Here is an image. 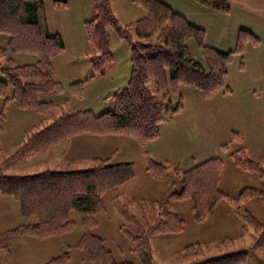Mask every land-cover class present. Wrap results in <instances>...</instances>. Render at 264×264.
Segmentation results:
<instances>
[{
	"label": "rangeland",
	"instance_id": "1",
	"mask_svg": "<svg viewBox=\"0 0 264 264\" xmlns=\"http://www.w3.org/2000/svg\"><path fill=\"white\" fill-rule=\"evenodd\" d=\"M56 1L58 0H45L44 3L48 28L51 29V33H59L65 44L63 52L51 60L54 77L70 87V70L79 68L85 71L87 77L83 78H87L90 82L87 85L84 84L82 97L74 96L67 86L61 95L39 96V101L54 96L51 99L56 104L61 101L58 105L63 108H73L81 112L92 111L96 115H101L113 109L114 94L124 88L130 80L131 48L117 35L114 28L109 27V50L112 61L104 66L101 72L97 71L90 64L91 58L97 54L89 41L87 31V23L94 16L93 0H67L65 5H57ZM161 1L171 6L176 12L184 8L191 10L183 0ZM241 1L242 4H239L237 0H219L218 5L226 2L228 8H231L230 14L217 12L203 16L200 22L207 31L205 45L222 52L235 51L239 26L250 28L257 38V43L249 41L245 43L241 54H234L233 61L228 67L229 76L227 74L224 87L212 96L206 97L200 90L201 96H197L195 90L190 93L186 91L187 88L192 90L196 88L179 85L177 92L172 93L170 98L172 106L181 105V111L161 124L159 136L152 143L139 142L123 134H79L50 146L44 152L33 153L6 163L7 159L19 151L29 136L24 135L21 124L33 130L37 126L38 128L49 126L54 120L51 114L22 109L17 103L9 105L8 102L3 121L6 132L2 133L0 145L2 174L28 176L45 171H85L95 167L96 160H107L110 164L133 163L135 177L127 185L113 189L105 196L104 202L109 214L99 216V227L93 231L94 234L105 238L116 263L143 264L134 251L135 245L117 229L118 224L121 225L120 219L117 220L118 223L113 220L115 203L118 200H124V197L132 201L136 200L132 202L131 207L135 210L133 214L137 217L147 212V216L153 222L160 213L170 212L184 221L182 231L151 239L153 264H190L201 259V256L195 260L186 257V248L189 246H201V249H197V253L205 252V257L251 250L257 233L252 230L246 232L245 224L235 212L227 208H219L216 211L218 204L200 222H195L191 204L188 201H176L169 198L181 186L180 178L171 176L174 168L183 172L188 171L184 168L191 166L192 163L191 169L215 158L225 159V154L231 158L232 163L229 161L227 163L231 165L233 171L237 170L245 174L244 176H250V180L247 181L254 186L251 189L258 188L259 191L264 192V0ZM111 8L121 26L125 27L147 16L146 11L132 0H111ZM189 14L192 16V11ZM204 18L205 21H202ZM130 32L134 35V29H130ZM156 36L157 32L149 40H139L135 35L133 39L151 44L155 42ZM10 39V36L0 34V48L7 52V54L4 52L5 55H0L1 64H4L7 58H13L19 65H35L38 62V57L35 55L16 54L9 50ZM186 43L193 58L204 62L203 51L198 43L193 39H187ZM3 79L0 73V81ZM149 83L153 86L152 82ZM228 86L230 91L227 90ZM151 90L159 99H165V101L168 99L156 87ZM11 94L12 92L9 91L10 98ZM0 101L2 104L4 101L5 106V100ZM64 103L65 105H61ZM54 113L59 116L62 111L55 110ZM18 144L20 146H16ZM149 150L153 151L155 156L159 154L163 160L168 161L164 163L156 161ZM145 152L153 161L165 166L169 179H166L168 177L166 176V181L160 180V176L154 177L148 173L149 158ZM235 152L238 153L237 156L232 157ZM245 159L257 162V169L249 171L236 163L237 160ZM172 162H178V164ZM223 173L224 182H228L224 184V190L228 187L230 190L235 188L238 190L240 183L237 180H240L241 175L238 174V179L232 175L233 178L230 179L228 167ZM145 185L149 191L147 189L142 191ZM232 199H227V204L234 208ZM249 201L256 208L264 206L263 198L248 196L241 202L243 210H249ZM261 213H264V210ZM262 217L257 218L264 226V215ZM71 219L76 222L77 228L65 236L59 245L57 244L53 258L58 257L67 249V245L74 244L82 236L80 214L73 213ZM24 220L19 202L13 198L0 196V264H48L50 262L52 257L49 254L55 247H52L46 255V248L43 246L45 244L27 245V240L21 236H3L21 226ZM226 240V243L219 244ZM3 246H11V251L2 250ZM195 250L196 248L193 253ZM74 251L70 252V263L66 264H93L86 252ZM252 251L249 264H264V248Z\"/></svg>",
	"mask_w": 264,
	"mask_h": 264
},
{
	"label": "trees",
	"instance_id": "2",
	"mask_svg": "<svg viewBox=\"0 0 264 264\" xmlns=\"http://www.w3.org/2000/svg\"><path fill=\"white\" fill-rule=\"evenodd\" d=\"M142 7L147 16L131 26H121L111 8V0H93L94 16L87 23L89 41L94 46L96 56L91 65L97 71L111 63L109 27L117 32L131 48V76L127 85L113 96V109L96 115L92 111L81 112L73 108H63L54 102H40L39 96L61 95L65 87L54 77L52 58L65 49L59 35H51L44 14L45 0H0V34L10 36L9 50L16 54H32L38 57L34 64L19 65L13 58L0 63V96L5 100L0 112V136L3 133L5 111L10 100L22 109H31L40 114L54 117L49 126L32 132L19 151L5 161L11 163L18 158L46 151L50 146L79 134H123L139 140L152 142L159 136L160 126L181 110V105H171L170 96L177 92L179 85L200 90L210 97L225 85L228 67L234 54L244 51L245 43L257 38L247 31H241L235 51L222 52L205 45V31L189 23L161 0H132ZM200 6L227 11V3L218 5L219 0H192ZM57 5L67 4V0L56 1ZM149 40L157 32L155 42L145 44L133 39ZM193 39L203 51V60L193 58L186 40ZM7 54L0 48V55ZM99 54V55H98ZM149 82L153 83L150 86ZM84 83L71 84L70 92L76 97L83 96ZM156 87L165 99H159L151 90ZM9 91L12 92L11 98ZM164 98V97H163ZM55 110L62 111L59 116ZM148 156V173L160 180L169 179L164 165ZM237 152L232 157L237 156ZM240 167L249 171L257 169L253 160H237ZM170 165V164H169ZM223 162L220 158L209 160L191 170L174 168L171 176L180 178V189L172 193L176 201L191 204L193 219L200 222L206 214L214 210L223 200L229 199L220 189ZM166 176H168L166 178ZM135 177V166L110 164L107 160H96L95 167L85 171H45L36 175L6 176L0 166V196L19 202L21 213L28 224L21 225L3 236H21L35 240L65 236L72 233L77 224L71 219L73 213L81 216L82 236L74 247H67L48 264H66L70 260V250L76 248L86 252L93 264L116 263L112 252L105 247L102 238L93 230L97 227V216L106 213L104 198L113 189L127 185ZM166 178V179H165ZM264 199V192L245 189L234 203L235 213L245 224L246 232L255 231L254 247L213 257H205V252L197 253L201 246L186 248V257L201 259L190 264H249L252 250L264 248V226L249 210L241 208L246 197ZM115 203L116 214L122 221L119 231L134 245V251L143 264H153L151 239L163 234H172L184 229V221L178 215L163 212L153 222L147 212L140 217L130 198ZM137 205H139L137 203ZM222 241L219 244H224ZM196 248L195 253H193Z\"/></svg>",
	"mask_w": 264,
	"mask_h": 264
},
{
	"label": "crops",
	"instance_id": "3",
	"mask_svg": "<svg viewBox=\"0 0 264 264\" xmlns=\"http://www.w3.org/2000/svg\"><path fill=\"white\" fill-rule=\"evenodd\" d=\"M183 2H184V4L187 6V7H190V9L191 10H185V8L184 9H182L181 11H179V12H177L178 14H180V15H182V16H184L187 20H188V22L189 23H191V24H193L194 26H196V27H198V28H200V29H202V30H204L205 31V34H207V31H206V29H205V27L203 26V24H201V19L203 18V16H206V15H210V14H215V13H217V12H228L229 14H230V12H231V8L229 7V9L227 10V11H222V10H217V9H212L211 7H208V6H200L199 4H197V3H191L192 1H187V0H183ZM190 2V3H189ZM237 2L239 3V4H242V1L241 0H237ZM171 7V6H170ZM242 10H244V11H247V10H245V9H242ZM175 11V10H174ZM178 11V10H177ZM189 12L190 13V11H192V13H193V15L194 14H196V16H191L189 13H187V12ZM176 12V11H175ZM249 12V11H248ZM252 13H254V12H252ZM251 14V13H250ZM256 14V13H255ZM199 19V20H192V19ZM202 21H205V18L202 20ZM240 28H239V30H237V34H239V31H247V32H249L250 34H252L254 37H255V35L253 34V32H252V30L250 29V28H247V27H244V26H239ZM49 31H50V33H51V29H49ZM236 34V35H237ZM51 35H59V36H61L59 33H51ZM220 51V50H219ZM91 64V63H90ZM55 75H56V73H55ZM228 76H229V72H228ZM227 76V77H228ZM57 77V76H56ZM70 77H71V80H69L70 81V85L71 84H74V83H78V82H83L85 85H87V84H89V80H87V78H83V77H87V76H85V71L83 70V69H79V68H77V69H74V70H70ZM76 77V78H75ZM58 79V78H57ZM74 79V80H73ZM94 79V78H93ZM62 83V82H61ZM63 86L64 87H67L68 85H64L63 84ZM69 87V86H68ZM195 90V91H194ZM227 90H229L230 91V87L228 86V88H227ZM186 91L188 92V93H190V91H194V92H196L195 94L197 95V96H201V92L199 91V90H196V89H191V88H187L186 89ZM228 93H230V92H228ZM51 98H54V96H52ZM51 98H48V99H46L45 100V98H44V100H42L41 102H54V103H56L53 99H51ZM0 100H4L3 98H1ZM10 103H16V102H14V101H12V100H10L9 101V105H10ZM61 103V101H59V103H57V104H60ZM63 103V102H62ZM61 105H65V103L64 104H61ZM3 108H4V101H3V104H2V101H0V109H2L3 110ZM2 110H0V111H2ZM6 123V122H5ZM36 126V125H35ZM21 127H22V131L25 133L24 135L26 136V134L27 135H30L32 132H34V131H36L37 129H42V128H44V127H42V128H38V126L37 127H35L33 130H29L30 128H26L27 126H25L24 124L22 125L21 124ZM6 131H5V124H3V134L5 133ZM2 134V135H3ZM2 135L0 136V145H1V141H2ZM25 136H24V138H25ZM23 138V139H24ZM150 143H152V142H150ZM16 146H20L19 144L18 145H16ZM149 153L151 154V156L153 157V159H155L156 161H158V162H167L168 160L167 159H165V160H163L160 156H159V154L157 155L156 154V156H155V154H154V152L153 151H151V150H149ZM226 155V158L225 159H222L223 160V162H224V167H225V170L227 169V167L230 169V179L231 178H233V176L236 178V179H238V176L239 175H241L240 176V180H237L239 183H240V186H239V188H238V190L235 188L234 190H230V188L228 187L227 188V190H224V184L225 183H228V182H224V180H225V177H224V173H223V177H222V179H221V184H220V189H221V191H222V193L225 195V196H228L230 199H232V198H235V197H238L241 193H242V191H244L245 189H247V188H254V186H252L251 184H250V181H247V180H250L249 178H250V176H244L245 174H243V173H239L237 170H235V171H233V169H232V167H231V165H228V161L229 162H231V158L229 157V156H227V154H225ZM215 158V157H214ZM195 162H197V161H195ZM172 163H174V164H178V162H172ZM232 163V162H231ZM193 167V163H192V165L191 166H189V167H186V168H184L185 170H189V169H191ZM225 170L223 171V172H225ZM239 174V175H238ZM233 175V176H232ZM14 176H18V175H14ZM236 181V180H235ZM147 185H145V186H143V189H142V191H145L147 188ZM256 189H258V188H256ZM259 190V189H258ZM147 191H149L148 189H147ZM232 195H234V196H232ZM132 197V196H131ZM134 197V196H133ZM135 197H137V198H140V197H138V196H135ZM141 198H143V197H141ZM250 202V203H249ZM248 202V204H249V210L254 214V215H256L258 218H263L262 217V215H264V213H261V212H263V210H264V206H260V207H258V208H256V206H253V204L251 203V201H249ZM219 208H227V209H229V210H231L233 213L235 212V209L233 208V207H231V206H229L228 204H227V199H225L223 202L221 201L220 203H219V205L217 206V209H216V211H218V209ZM114 211H115V214H114V219L113 220H115L116 222H117V220H119V216L116 214V210H115V208H114ZM254 211H255V213H254ZM106 215L107 214H109V211H108V209L106 208V213H105ZM101 215H103V214H101ZM116 215H117V218H116ZM100 216V215H99ZM99 216H97V218H96V220H97V227L94 229V230H96V229H98V227H99V221H98V218H99ZM29 223V221L28 220H24V222L21 224V225H24V224H28ZM118 223V222H117ZM120 224H121V220H120V222H119ZM19 227V226H18ZM76 228H77V226H76ZM75 228V229H76ZM117 229L119 230V224H118V226H117ZM93 230V231H94ZM71 234V233H70ZM67 235H69V234H67ZM67 235H65V236H67ZM96 235V234H95ZM65 236H60V237H55V238H50V239H46V240H35V239H32V238H28V237H22V238H24L25 240H27L26 241V244L27 245H34V246H36V245H40V244H45V245H43L45 248H46V250H45V254L46 255H48V253H49V251H50V249L52 248V247H55V248H53V251L49 254V256L50 257H52L51 259H50V261L53 259V257H54V255H55V251H56V248H57V244L59 245L60 243H61V241L62 240H64V238H65ZM96 236H98V235H96ZM98 237H100V238H102L103 239V241H104V244H105V247L108 249V247H107V244H106V241H105V238H103V237H101V236H98ZM18 239H20L21 240V238H18ZM80 239V238H79ZM13 240V239H12ZM203 240H206V239H203ZM79 240H77V242H78ZM196 241H201V240H196ZM43 242H48V243H43ZM77 242H75L74 244H72V245H67V247H69V246H71V247H74L76 244H77ZM10 247L11 246H3L1 249L2 250H5V251H7V252H9V251H11V249H10ZM47 247H48V249H47ZM64 247V246H63ZM74 250H78V249H76V248H72L71 250H70V252L71 253H73V252H75ZM78 251H80V250H78ZM111 251V250H110ZM42 253H43V251H42ZM82 253H83V251H82ZM114 256V255H113ZM56 258V257H55ZM114 259H115V257H114ZM70 261H71V257H70V260H69V262H67V263H70ZM130 263V262H129Z\"/></svg>",
	"mask_w": 264,
	"mask_h": 264
}]
</instances>
